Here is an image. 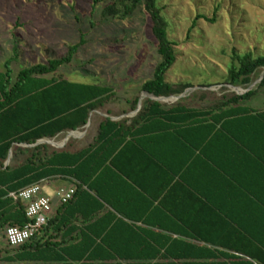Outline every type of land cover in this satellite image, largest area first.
<instances>
[{
  "label": "trees",
  "instance_id": "obj_1",
  "mask_svg": "<svg viewBox=\"0 0 264 264\" xmlns=\"http://www.w3.org/2000/svg\"><path fill=\"white\" fill-rule=\"evenodd\" d=\"M92 1L97 4L102 0ZM138 4L150 15L161 57L152 78L141 89L156 97L179 95L191 85L165 80L175 52L168 37V21L156 0H114L104 7L103 16L125 18ZM83 43L81 37L68 46L62 57L22 68L14 79L10 59L5 61V71H0V229L23 226L30 220L25 203L11 197V192L60 176L73 182L75 193L60 203L45 229L51 227L72 240L26 243L21 248L33 250L30 260L40 264H189L187 260L200 258L193 254V245L164 233L153 234V230L133 222L140 216L134 209L142 205L145 226L164 232L172 230L165 223L152 222L155 216H167L169 190L179 176L171 167L172 159L153 150L167 142L155 139H175L176 145L188 151L189 160L205 153L200 143L211 145L216 139H232L227 130L230 121L252 111L244 104L264 89V76L258 88L215 96L206 105L185 102L184 98L169 105L147 97L132 118H97L94 112L115 96L111 86L47 77L70 63ZM260 68H264V54H244L230 67L227 83L248 86ZM207 94L203 91L200 97ZM129 102L135 110L138 98ZM89 120L96 125L93 139L71 136L60 148L36 143L83 129ZM194 137L203 141L193 142ZM10 152L11 159L6 163ZM135 170H148L151 174L132 173ZM156 201L159 206L153 207ZM75 233L77 237L72 236ZM231 240L204 242L239 252L247 259L221 253L223 261L209 264H264V241H246L243 246ZM48 247L60 248L61 254H43Z\"/></svg>",
  "mask_w": 264,
  "mask_h": 264
},
{
  "label": "rangeland",
  "instance_id": "obj_2",
  "mask_svg": "<svg viewBox=\"0 0 264 264\" xmlns=\"http://www.w3.org/2000/svg\"><path fill=\"white\" fill-rule=\"evenodd\" d=\"M113 1L0 0V71H5V61L10 59L14 79L22 68L62 57L82 37L84 43L72 61L47 77L111 86L115 96L94 114L114 120L132 118L137 107L131 109L129 101L141 98L142 105L147 96L141 86L152 78L161 57L144 6L138 4L125 18L104 17V7ZM156 4L168 21L175 52L165 80L191 85L184 96L176 99L178 95H173L160 102L170 105L184 98L202 106L215 96L258 88L264 68L248 86L230 87L227 79L239 57L264 54V0H156ZM203 91L208 96L200 97ZM248 103L262 106L264 91ZM95 126L89 120L85 128L55 139L71 133L75 139L90 140Z\"/></svg>",
  "mask_w": 264,
  "mask_h": 264
},
{
  "label": "crops",
  "instance_id": "obj_3",
  "mask_svg": "<svg viewBox=\"0 0 264 264\" xmlns=\"http://www.w3.org/2000/svg\"><path fill=\"white\" fill-rule=\"evenodd\" d=\"M261 91L264 89L259 92ZM248 101L244 105L252 111L232 119L228 125L227 130L232 139H216L211 145L200 143V148L202 151L205 150V153L190 160L186 159L189 158L188 151L176 145L175 139H155L157 142H167L165 146H156L153 150L161 156L172 159L171 167L178 171L179 176L176 177L177 181L173 188L169 190L166 204L170 210L165 212L167 216L164 217V214L155 216L152 222L165 223L172 230L164 232L145 226L147 220L142 218L141 212L145 211V206L142 205L134 209V213L140 216L133 222L153 230V234L164 233L193 245L196 248L192 251L193 254L200 258L187 260L189 264L223 261L221 253L247 257L239 252L204 242L205 239H232L233 243L239 242L243 246L246 241H264V104L253 106ZM70 134L64 139H40L36 143H49L60 148L65 145ZM81 134L83 136L84 133L81 132ZM191 140L203 141L196 140L195 137ZM23 145L27 146V144ZM10 159L11 156L6 163ZM132 173L144 176L151 174L148 170H135ZM158 182L160 184L161 180L159 179ZM40 185L42 193L52 198V208L47 221L49 223L60 205L57 191L73 186V182L57 176L43 179ZM49 190H51L50 195ZM152 206H159L158 201ZM46 226L47 224L26 243L33 245L44 244L46 241L58 243L64 238L66 241L72 240L70 236L55 232L51 227L48 230L45 229ZM4 229H0V264L41 263L28 258L32 249L21 248L22 245L9 246ZM192 229L197 233L192 234ZM72 236L77 237V234ZM42 252L47 255L61 254L60 248L54 247L45 248Z\"/></svg>",
  "mask_w": 264,
  "mask_h": 264
},
{
  "label": "built area",
  "instance_id": "obj_4",
  "mask_svg": "<svg viewBox=\"0 0 264 264\" xmlns=\"http://www.w3.org/2000/svg\"><path fill=\"white\" fill-rule=\"evenodd\" d=\"M75 193L74 186L61 188L56 195L60 203L69 200ZM15 200L20 199L26 205V215L30 220L23 226H7L4 229L6 242L16 247L30 241L47 224L48 214L52 208V198L42 193L40 182L32 183L17 192H11Z\"/></svg>",
  "mask_w": 264,
  "mask_h": 264
},
{
  "label": "water",
  "instance_id": "obj_5",
  "mask_svg": "<svg viewBox=\"0 0 264 264\" xmlns=\"http://www.w3.org/2000/svg\"><path fill=\"white\" fill-rule=\"evenodd\" d=\"M263 76H264V72L261 74V76H260V80L263 78ZM228 86H230V87H234L235 88V86H233V85H228ZM251 89V87L250 88H248V89H246V91H248V90H250ZM187 91V90H186ZM185 91V92H186ZM245 91V92H246ZM185 92H183V93H181V94H179L178 96H170V97H173V98H176V99H178V98H180V97H182V96H184V94H185ZM145 93V96H147V97H150V98H153V99H156V100H161V99H166V98H169V97H156V96H154V95H152V94H149V93H147V92H144ZM239 94H242V93H239ZM141 98L139 99V101H138V106H137V109L135 110V112H137L139 109H140V107H141ZM87 125H88V123H87ZM73 132V131H72ZM9 156H11V152L9 153Z\"/></svg>",
  "mask_w": 264,
  "mask_h": 264
},
{
  "label": "bare ground",
  "instance_id": "obj_6",
  "mask_svg": "<svg viewBox=\"0 0 264 264\" xmlns=\"http://www.w3.org/2000/svg\"><path fill=\"white\" fill-rule=\"evenodd\" d=\"M237 90H241L240 88H238Z\"/></svg>",
  "mask_w": 264,
  "mask_h": 264
}]
</instances>
